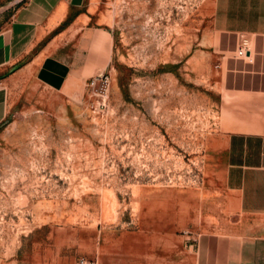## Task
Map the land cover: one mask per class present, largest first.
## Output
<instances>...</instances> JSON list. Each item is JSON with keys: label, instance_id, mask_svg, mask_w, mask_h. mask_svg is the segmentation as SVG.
<instances>
[{"label": "rangeland", "instance_id": "obj_1", "mask_svg": "<svg viewBox=\"0 0 264 264\" xmlns=\"http://www.w3.org/2000/svg\"><path fill=\"white\" fill-rule=\"evenodd\" d=\"M27 1L0 0V31ZM86 8L110 33L107 85L32 82L0 119V264H115L146 244L169 255L160 246L226 215L213 0Z\"/></svg>", "mask_w": 264, "mask_h": 264}, {"label": "crops", "instance_id": "obj_2", "mask_svg": "<svg viewBox=\"0 0 264 264\" xmlns=\"http://www.w3.org/2000/svg\"><path fill=\"white\" fill-rule=\"evenodd\" d=\"M85 2L28 0L0 31V119L7 103H25L32 82L70 90L107 69L110 33L92 23ZM83 14L89 19L74 31ZM212 28L219 78L211 103L227 126L226 215L189 245L160 246L169 255H156L155 245H132L115 264H264V0H213ZM242 38L247 58L236 54ZM46 48L51 52L35 63Z\"/></svg>", "mask_w": 264, "mask_h": 264}, {"label": "built area", "instance_id": "obj_3", "mask_svg": "<svg viewBox=\"0 0 264 264\" xmlns=\"http://www.w3.org/2000/svg\"><path fill=\"white\" fill-rule=\"evenodd\" d=\"M250 52V47L248 40L246 38H242L240 45L238 49L236 50V54L239 57H249L248 53ZM108 83V77L104 74L101 73L99 75H95L89 79L87 82V87L90 89L95 90L97 86L104 87Z\"/></svg>", "mask_w": 264, "mask_h": 264}, {"label": "bare ground", "instance_id": "obj_4", "mask_svg": "<svg viewBox=\"0 0 264 264\" xmlns=\"http://www.w3.org/2000/svg\"><path fill=\"white\" fill-rule=\"evenodd\" d=\"M89 18H88V16L87 15H85V14H83V15H81V17H80V19L78 20V21H76L75 22V29H74V31L78 28V27H80V26H82L87 20H88Z\"/></svg>", "mask_w": 264, "mask_h": 264}]
</instances>
